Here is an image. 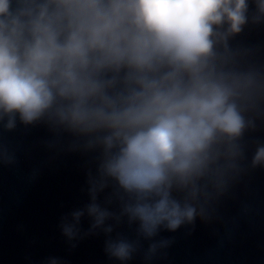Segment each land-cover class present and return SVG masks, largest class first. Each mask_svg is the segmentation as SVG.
<instances>
[{"label": "clouds", "instance_id": "obj_1", "mask_svg": "<svg viewBox=\"0 0 264 264\" xmlns=\"http://www.w3.org/2000/svg\"><path fill=\"white\" fill-rule=\"evenodd\" d=\"M253 23L264 22L254 0ZM249 0H0V126L44 122L50 150L91 154L87 200L59 218L69 250L103 235L113 264H155L246 171L264 71L229 40ZM67 135L70 140L62 142ZM0 163L15 154L0 145ZM251 168L264 167L257 142ZM87 221V228L84 227ZM126 224L129 237L118 229ZM147 242V247H144ZM42 264H68L50 255Z\"/></svg>", "mask_w": 264, "mask_h": 264}, {"label": "water", "instance_id": "obj_2", "mask_svg": "<svg viewBox=\"0 0 264 264\" xmlns=\"http://www.w3.org/2000/svg\"><path fill=\"white\" fill-rule=\"evenodd\" d=\"M255 14L254 0H249L248 23L229 40V46L246 52L240 61L242 68L253 66L264 71V22L253 23ZM256 124V129L247 130L242 138L246 171L215 202L212 219L197 217L193 225L182 226L176 232L162 230L159 238L172 243L155 264H264V167H250L257 142L264 143V117L257 118ZM94 167L92 156L90 168ZM118 230L135 238L134 230L126 224ZM103 247V235L83 240L80 264H113ZM131 264H142L141 258L136 257Z\"/></svg>", "mask_w": 264, "mask_h": 264}]
</instances>
